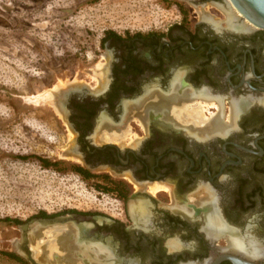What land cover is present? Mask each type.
Segmentation results:
<instances>
[{
  "label": "flooded vegetation",
  "instance_id": "af4514ba",
  "mask_svg": "<svg viewBox=\"0 0 264 264\" xmlns=\"http://www.w3.org/2000/svg\"><path fill=\"white\" fill-rule=\"evenodd\" d=\"M192 1L225 19L197 9L191 24L179 10L180 22L163 32L105 38L99 80L75 88L60 109L79 166L111 185L115 203L31 218L30 233L12 240L24 260L16 263L214 264L225 256L218 264H264L263 255L228 247L233 232L264 250V30L230 20L226 0ZM170 94L182 98L177 106L160 100ZM181 104L186 119L176 116ZM176 120L237 122L225 135L197 138ZM211 213L231 232L211 233Z\"/></svg>",
  "mask_w": 264,
  "mask_h": 264
},
{
  "label": "rangeland",
  "instance_id": "374dc122",
  "mask_svg": "<svg viewBox=\"0 0 264 264\" xmlns=\"http://www.w3.org/2000/svg\"><path fill=\"white\" fill-rule=\"evenodd\" d=\"M170 1L0 0V264H18L7 255L19 252L12 242L21 239L17 224L38 214L106 212L115 203L111 190L99 187L110 184L71 170L81 163L69 152L75 133L56 93L95 85L108 32H163L182 18L176 3L191 24L197 9L225 19L194 1ZM39 158L61 164L46 167Z\"/></svg>",
  "mask_w": 264,
  "mask_h": 264
},
{
  "label": "bare ground",
  "instance_id": "6f19581e",
  "mask_svg": "<svg viewBox=\"0 0 264 264\" xmlns=\"http://www.w3.org/2000/svg\"><path fill=\"white\" fill-rule=\"evenodd\" d=\"M225 11H226V13H227V15H228L230 20L240 16L239 12L236 11V9L230 3H228V6L226 7ZM242 20H244V19H242ZM244 21L247 22L246 20H244ZM249 24H250L249 22L248 23H244L243 22L242 26L243 27H250L251 24L250 25ZM160 100H162L163 102H165V103H167L169 105L172 104V106L173 105L177 106L176 104H178V102L181 101L182 98H179L175 94H170L167 97L161 96ZM57 102L59 104L58 100H57ZM185 114L186 115L188 114L187 111H186L185 105H182V104L178 105V107L176 109V116H179V117H181L183 119H186ZM193 116L196 117L197 115L194 114ZM197 118H199V117H197ZM176 121H178V123H180V124L185 125V127H187L188 129H193L195 131L196 135H197V138H199V137H205L206 138V137H209V136H212V135H215V134L225 135L226 131H228L231 128L236 127V122H237V120H229L228 123L227 122L225 123L224 120H176ZM69 149H71V148H69ZM219 217H217L214 213L209 214V216L207 218V221L209 223V228H210L211 233H212V231L214 232V234L217 233V232H225V233H226V231H228V233L231 232V231L226 229V226L223 225V222L221 221V219ZM41 226H43V225H41ZM231 233H233V232H231ZM231 233H229L230 240H228L229 241V244H228L229 246L228 247L233 248V250H236V251L242 253L243 255L248 254L251 257H258V258L264 256V250L261 248L262 245H260L259 242L256 243L249 236L250 238H248V240L246 241L247 243H246L245 242L246 238L242 237V235L236 236V235L231 234ZM81 251H82L83 258L90 256L89 255L90 249H89L88 246L87 247L86 246H82L81 247ZM98 263H101V261L98 262Z\"/></svg>",
  "mask_w": 264,
  "mask_h": 264
},
{
  "label": "water",
  "instance_id": "95a60500",
  "mask_svg": "<svg viewBox=\"0 0 264 264\" xmlns=\"http://www.w3.org/2000/svg\"><path fill=\"white\" fill-rule=\"evenodd\" d=\"M227 2L230 3L236 9V11L239 12L241 19H244L247 22H249L255 29L264 30V0H226V4ZM74 89L75 88L63 89L60 90V92L56 93V98L59 101V107L62 108L64 106V101L70 96V94L73 92ZM69 125L73 130V126L70 124V122ZM72 147L70 149L71 153H73L72 150L74 149ZM63 220L64 218L61 217V218H56L54 221L59 223V221H63ZM47 221L48 220H42L41 223L44 224L47 223ZM21 228L23 230H27L29 228V225L24 224L21 226ZM21 252L23 254H26L24 251ZM224 257L218 258V260L214 264H218V262ZM233 260H235L237 264L242 263L237 259L233 258Z\"/></svg>",
  "mask_w": 264,
  "mask_h": 264
},
{
  "label": "trees",
  "instance_id": "16d2710c",
  "mask_svg": "<svg viewBox=\"0 0 264 264\" xmlns=\"http://www.w3.org/2000/svg\"><path fill=\"white\" fill-rule=\"evenodd\" d=\"M165 1L171 2L170 0H165ZM176 6L183 13V15H184V21L188 23V19H189L188 18V14H187L186 10L183 8L182 4L181 3H176ZM113 35L114 36H119L116 33L108 32L105 35V38H107L108 36H113ZM39 160L41 161L42 165L43 166H46V167H55L56 168V167H58L61 164V162H59V161L52 162V161H50L48 159H45V158H39ZM71 170L72 171H75V172H77L79 174H82L85 179H92V177L94 176L91 172H89V170H87V169H85V168H83V167H81L79 165H73V166H71ZM99 187H101L103 189H106L107 191H109V190L112 191V189H113L111 187L102 186V185H100ZM0 221H2V219H0ZM4 221H9V220H8V218H5ZM10 221L15 222V220H10ZM7 255L10 256V257H12V258L14 257V258H17V259H19L21 261H24L21 257H19L18 255L14 254V253L8 252Z\"/></svg>",
  "mask_w": 264,
  "mask_h": 264
}]
</instances>
